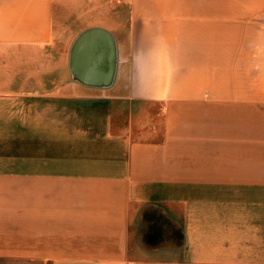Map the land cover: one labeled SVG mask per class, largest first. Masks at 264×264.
I'll return each instance as SVG.
<instances>
[{"label": "crops", "instance_id": "1", "mask_svg": "<svg viewBox=\"0 0 264 264\" xmlns=\"http://www.w3.org/2000/svg\"><path fill=\"white\" fill-rule=\"evenodd\" d=\"M91 27L105 86L68 69ZM64 30L0 92V264H264V0H0V51Z\"/></svg>", "mask_w": 264, "mask_h": 264}, {"label": "rangeland", "instance_id": "2", "mask_svg": "<svg viewBox=\"0 0 264 264\" xmlns=\"http://www.w3.org/2000/svg\"><path fill=\"white\" fill-rule=\"evenodd\" d=\"M90 4L93 5L92 2ZM72 33L74 34V31L64 30L54 45L40 49V51L35 49L19 52L0 51V92H6L18 86L22 88L25 82L30 84L35 80L33 75L40 69L51 68L56 73L59 71L61 74V62L63 57L67 56ZM219 34L228 39L227 41H219V50L222 48V52L219 53V66L222 64L226 66L227 63V70L221 72L229 81V35H225L223 32ZM226 54L228 56L225 58ZM221 72L219 70V86L224 85L221 81Z\"/></svg>", "mask_w": 264, "mask_h": 264}, {"label": "water", "instance_id": "3", "mask_svg": "<svg viewBox=\"0 0 264 264\" xmlns=\"http://www.w3.org/2000/svg\"><path fill=\"white\" fill-rule=\"evenodd\" d=\"M115 47L110 34L98 27L80 32L68 52V69L74 79L89 86L108 85L112 78Z\"/></svg>", "mask_w": 264, "mask_h": 264}]
</instances>
